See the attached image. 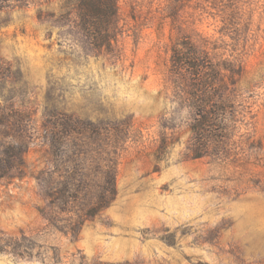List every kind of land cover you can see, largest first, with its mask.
I'll list each match as a JSON object with an SVG mask.
<instances>
[{"label":"rangeland","instance_id":"rangeland-1","mask_svg":"<svg viewBox=\"0 0 264 264\" xmlns=\"http://www.w3.org/2000/svg\"><path fill=\"white\" fill-rule=\"evenodd\" d=\"M81 2L0 0V264H264V0Z\"/></svg>","mask_w":264,"mask_h":264},{"label":"trees","instance_id":"trees-1","mask_svg":"<svg viewBox=\"0 0 264 264\" xmlns=\"http://www.w3.org/2000/svg\"><path fill=\"white\" fill-rule=\"evenodd\" d=\"M81 18L87 25V32L93 37H97L98 42H103L107 36V27L114 21L116 17V2L115 0H82L80 3ZM194 64H191L189 68L195 69L198 72V68H195ZM194 72V73H196ZM209 113L205 116V125L209 122ZM210 115V114H209ZM201 128H195V131H199ZM201 156L199 154L193 155V159H198ZM108 195L113 196L115 193L113 177L109 176L108 180ZM107 190H105V193ZM105 207V206H104Z\"/></svg>","mask_w":264,"mask_h":264}]
</instances>
